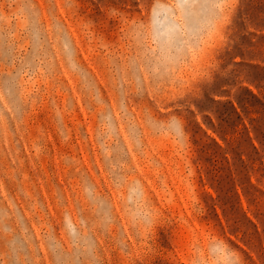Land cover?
<instances>
[{
    "label": "rangeland",
    "instance_id": "1",
    "mask_svg": "<svg viewBox=\"0 0 264 264\" xmlns=\"http://www.w3.org/2000/svg\"><path fill=\"white\" fill-rule=\"evenodd\" d=\"M0 264H264V0H0Z\"/></svg>",
    "mask_w": 264,
    "mask_h": 264
}]
</instances>
